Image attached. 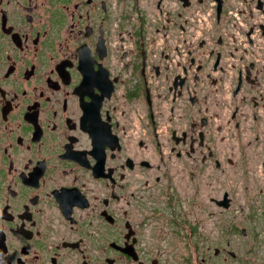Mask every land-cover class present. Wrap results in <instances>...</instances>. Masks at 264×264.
Segmentation results:
<instances>
[{"label":"flooded vegetation","instance_id":"af4514ba","mask_svg":"<svg viewBox=\"0 0 264 264\" xmlns=\"http://www.w3.org/2000/svg\"><path fill=\"white\" fill-rule=\"evenodd\" d=\"M241 142L264 151V0H0V264H173L177 175Z\"/></svg>","mask_w":264,"mask_h":264},{"label":"rangeland","instance_id":"374dc122","mask_svg":"<svg viewBox=\"0 0 264 264\" xmlns=\"http://www.w3.org/2000/svg\"><path fill=\"white\" fill-rule=\"evenodd\" d=\"M243 145L246 144H239V150L244 154L234 159L235 164L233 161L222 165L221 179L210 167L200 169L194 161H190L192 175L186 172L177 175L174 186L184 190L177 208L183 216L185 214L187 224L185 227L171 226L175 234L170 236V245L165 246L170 248V255H174L173 264H198L201 256L214 255L216 247L219 249L217 255H230L225 252L230 250L235 253V259L231 255L222 261L219 256L201 264H264V151L259 142L252 147L243 148ZM195 187L207 197L205 202L197 204L200 194L198 197L192 195ZM223 190H228L231 197L227 208H219L208 199L209 196L219 197ZM215 224L232 227H224L220 233L221 227Z\"/></svg>","mask_w":264,"mask_h":264},{"label":"water","instance_id":"95a60500","mask_svg":"<svg viewBox=\"0 0 264 264\" xmlns=\"http://www.w3.org/2000/svg\"><path fill=\"white\" fill-rule=\"evenodd\" d=\"M220 204H221L224 208L228 207V205H229V201H228V199L226 198V193H224V199L220 201ZM241 231H242L243 234L245 233L244 228H242ZM217 252H218V249L216 248V249L214 250V253H217ZM229 254L232 255V256L235 255V253H234L233 251H230Z\"/></svg>","mask_w":264,"mask_h":264},{"label":"trees","instance_id":"16d2710c","mask_svg":"<svg viewBox=\"0 0 264 264\" xmlns=\"http://www.w3.org/2000/svg\"><path fill=\"white\" fill-rule=\"evenodd\" d=\"M242 228H244V227H242ZM242 232V231H241Z\"/></svg>","mask_w":264,"mask_h":264}]
</instances>
